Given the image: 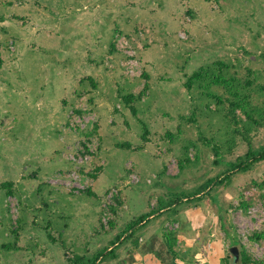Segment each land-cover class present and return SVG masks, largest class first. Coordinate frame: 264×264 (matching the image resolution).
<instances>
[{
	"label": "rangeland",
	"instance_id": "1",
	"mask_svg": "<svg viewBox=\"0 0 264 264\" xmlns=\"http://www.w3.org/2000/svg\"><path fill=\"white\" fill-rule=\"evenodd\" d=\"M219 60L232 81L187 87ZM0 63V264H69L66 252H107L142 217L178 230L172 211L158 210L174 201L195 228L192 254L219 248L223 259L243 246L264 259V240L249 239L264 230V189L253 184L264 179V160L201 202L182 200L223 171L216 159L247 151L240 135L225 150L241 127L225 113L229 89L247 80L250 105H264L256 90L264 85V0H0ZM260 144L264 129L253 138ZM86 149L81 186L91 193L50 182Z\"/></svg>",
	"mask_w": 264,
	"mask_h": 264
},
{
	"label": "trees",
	"instance_id": "2",
	"mask_svg": "<svg viewBox=\"0 0 264 264\" xmlns=\"http://www.w3.org/2000/svg\"><path fill=\"white\" fill-rule=\"evenodd\" d=\"M0 68H1V63H0ZM228 68V64H226L223 60L215 61L211 64H209L207 67H202L199 70L195 71L192 75L188 77V81L186 82V85L189 89H191L196 83L199 87H205L209 88L210 84L212 82L214 83H222L226 81L228 84L230 81L234 79L233 76L230 77L229 79H225V76L223 75L222 71ZM218 72V73H216ZM224 80V81H223ZM207 81L206 83H204ZM253 84L252 80H247L244 83V86L236 87L234 91H230L232 94L231 98H228L229 101V108L226 109L225 116L232 117L230 121L234 122L236 125H240L241 127L239 128L238 126H235V128L230 131L229 135L227 136L228 139L223 143L226 146L227 151H231L235 146L233 143L236 141L235 136L240 135L241 138L247 143L248 148L246 153L243 156H238L237 159L234 161L232 159H222V160H215L216 164L220 163L223 161L225 164V168L223 171L219 172L216 176L209 178L208 180L204 181L200 187L199 191L195 193V196L190 198L187 197L185 199H182L184 203H196L197 201L201 202L203 198L206 196L211 195V191H214V187H219V186H225L227 185L228 181L231 180L232 176L237 173V171L243 172L248 170L253 164L263 161L264 160V144H260V147H255L253 145V138L256 136V133L260 131L261 129H264V105L259 106V105H250L251 104V95L246 93V91L242 92L241 89H245L250 87ZM257 92L262 94L264 96V85L258 86L257 87ZM219 98V102L221 103L223 100L221 97ZM237 111H240V114H236ZM75 113V112H74ZM74 114H71L68 117V121L71 120V117H73ZM67 121V123H68ZM80 127V126H79ZM98 128V125H97ZM95 131V130H94ZM93 132V130H92ZM254 132V133H253ZM89 133H87V138H89ZM86 146V144H85ZM220 146H216L213 149L215 150L216 154L220 157L222 154V151L219 148ZM96 154V152H95ZM222 157V156H221ZM97 169H101L102 167H98ZM83 170H80L79 172L81 173ZM93 178L97 179L98 175L93 174ZM253 184L255 186H258L260 190L264 189V179L260 182L253 181ZM6 185V184H4ZM3 186V185H2ZM92 192V188H87L83 192ZM12 188L9 187V190L7 192L8 195H11ZM118 195V194H117ZM116 194L113 195L111 200L114 201V199L117 201L118 196ZM120 195V194H119ZM120 197V196H119ZM115 201V202H116ZM162 202H160L161 204ZM173 203L177 204L176 201L171 202L169 205H162L159 206L158 210H161L164 207H169L172 206ZM104 205V204H103ZM110 205V204H109ZM111 210L114 211L113 206L111 205ZM109 207V209H110ZM248 204L245 202L241 203V208L247 209ZM110 210V211H111ZM172 211V214L174 216V220L176 219L175 216L179 212V207L178 205L172 206L171 208L167 209L166 211ZM152 217H157V215L153 216V213L149 214ZM149 220V219H148ZM147 224L146 218L142 217L140 218L134 225H130V227L123 231H121L117 236L115 237L114 240H112L109 244V249L107 252L105 251H100L97 254H93L91 257H88L87 255H80V254H74L66 252L65 257L68 260L69 264H98L102 262H106L112 259H116L118 256V249L123 248L124 250L127 249L128 247V242H131V246L129 248V252H134V250L138 249L140 246L139 242V235H136L135 227H143ZM249 239L252 242H261L264 240V230L262 231H256L254 232ZM163 241L165 244V247L167 249V252L173 257L174 263L173 264H180L178 263V260L180 259L181 261L189 259L186 257V255H189L191 252L190 248L185 250L186 252H183L181 247L179 246V232L177 229H170L167 226L164 228L163 231ZM237 243V238L236 235H233V244ZM8 247V246H6ZM15 248V245H14ZM239 254H240V264H264V259H256L252 257L251 254H249L246 250H244L243 246L239 248ZM232 255V256H231ZM233 254L230 252L228 253L221 261L222 264H237L235 262V258L233 259ZM111 258V259H110Z\"/></svg>",
	"mask_w": 264,
	"mask_h": 264
},
{
	"label": "crops",
	"instance_id": "3",
	"mask_svg": "<svg viewBox=\"0 0 264 264\" xmlns=\"http://www.w3.org/2000/svg\"><path fill=\"white\" fill-rule=\"evenodd\" d=\"M76 97V95H75ZM74 98V97H73ZM72 98V99H73ZM76 98L72 102L75 101ZM63 105L69 106L72 102H69V99H64ZM70 114L67 112V118L65 119V122L68 121V116ZM67 123V122H66ZM65 124V123H64ZM66 128V124L64 125V129ZM156 203L154 202V205ZM170 207H164L161 210L166 211ZM181 210V209H180ZM196 209H192L193 212H195ZM152 217V216H151ZM177 225H179V246L183 250V252L186 250V248H190L195 241L194 238L190 237L191 231L195 230V228L191 225V223L188 221V219H185L184 213L182 211L178 212L175 216ZM167 222V223H166ZM165 224L163 223L161 227L156 230L153 226L154 224H150L148 226L138 227V230H141V234L139 235L140 241H144L140 244L138 249L134 250V252L127 253L128 249L120 248L118 249L117 254V260L116 263L113 264H173L174 259L173 257L167 252V249L165 247L164 241H163V231L166 226H168V221H166ZM170 226V225H169ZM181 242H184L185 244L181 245ZM189 245V247H188ZM214 244H211V247H213ZM210 249V248H209ZM119 251H122V253L119 254ZM126 252V253H125ZM186 252V251H185ZM86 255V254H82ZM223 254H221L219 248H216V251L214 249H211L206 254H201L199 251L197 254L193 253L192 250L190 252L189 259L186 260H178V263L180 264H201L202 259L204 258V261L206 263L210 264H221ZM195 262V263H192Z\"/></svg>",
	"mask_w": 264,
	"mask_h": 264
},
{
	"label": "built area",
	"instance_id": "4",
	"mask_svg": "<svg viewBox=\"0 0 264 264\" xmlns=\"http://www.w3.org/2000/svg\"><path fill=\"white\" fill-rule=\"evenodd\" d=\"M79 125H81L82 129L86 127L85 122L80 123ZM82 150H78V151L81 152ZM82 154L85 155L80 156L79 158L76 157L75 155H71L69 161L74 164V167H72V169L70 170H67L66 172L58 173L55 178L50 180V182L54 185H62L66 187V189L70 192H74V193H81V191L83 192L86 188L81 186L82 178L80 176L81 173L79 171L83 167V163H86L88 159H90L91 154H89V151L87 149L84 150ZM82 157L83 158L86 157L87 159H83ZM114 194L115 192L111 193L110 199L113 197ZM253 210L257 211L256 208H253ZM261 216L263 217L262 220H264V210H262Z\"/></svg>",
	"mask_w": 264,
	"mask_h": 264
},
{
	"label": "water",
	"instance_id": "5",
	"mask_svg": "<svg viewBox=\"0 0 264 264\" xmlns=\"http://www.w3.org/2000/svg\"><path fill=\"white\" fill-rule=\"evenodd\" d=\"M231 252L233 254V257L235 258V262L237 264H239V262H240V260H239L240 259L239 248L237 246H233L231 248Z\"/></svg>",
	"mask_w": 264,
	"mask_h": 264
}]
</instances>
